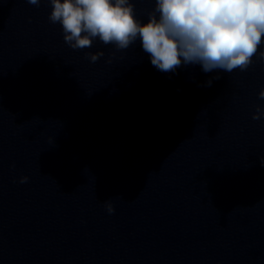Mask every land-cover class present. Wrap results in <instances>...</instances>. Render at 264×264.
<instances>
[{
  "label": "clouds",
  "instance_id": "clouds-1",
  "mask_svg": "<svg viewBox=\"0 0 264 264\" xmlns=\"http://www.w3.org/2000/svg\"><path fill=\"white\" fill-rule=\"evenodd\" d=\"M41 0H27L39 6ZM49 21L62 25L64 41L72 49L104 45L127 49L138 38L151 64L173 72L184 64H200L203 71H246L257 54L264 60V0H154L148 22L141 23L131 0H49ZM103 52L89 54L96 62ZM219 79V77H216ZM211 84V81L208 82ZM264 99V89L259 92ZM264 116L257 107L254 120ZM28 177L20 178L27 183ZM109 214L115 209L106 203Z\"/></svg>",
  "mask_w": 264,
  "mask_h": 264
}]
</instances>
